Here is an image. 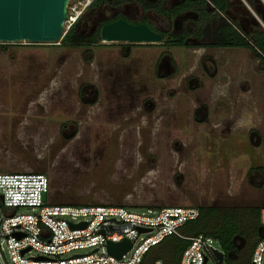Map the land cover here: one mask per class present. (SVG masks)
Masks as SVG:
<instances>
[{
  "label": "rangeland",
  "instance_id": "obj_1",
  "mask_svg": "<svg viewBox=\"0 0 264 264\" xmlns=\"http://www.w3.org/2000/svg\"><path fill=\"white\" fill-rule=\"evenodd\" d=\"M79 1L80 35L119 14ZM187 42L135 46L128 60L119 43L0 44V173H45L55 205L238 211L237 252L224 264H248L264 207V70L247 49ZM165 57L173 76L154 72ZM165 242L148 261L164 252L170 263Z\"/></svg>",
  "mask_w": 264,
  "mask_h": 264
},
{
  "label": "built area",
  "instance_id": "obj_2",
  "mask_svg": "<svg viewBox=\"0 0 264 264\" xmlns=\"http://www.w3.org/2000/svg\"><path fill=\"white\" fill-rule=\"evenodd\" d=\"M69 8L66 23H73ZM45 173H0V264H163L148 261L151 250L167 238L188 241L179 264H218L221 252L208 236L187 237L182 228L199 217L198 207L146 208L55 205ZM2 209L28 213L2 215ZM258 240L248 264H264V207L259 210ZM129 241L116 259L108 243ZM218 245V244H217ZM224 254L223 261L224 264Z\"/></svg>",
  "mask_w": 264,
  "mask_h": 264
},
{
  "label": "trees",
  "instance_id": "obj_3",
  "mask_svg": "<svg viewBox=\"0 0 264 264\" xmlns=\"http://www.w3.org/2000/svg\"><path fill=\"white\" fill-rule=\"evenodd\" d=\"M102 2V0H95L93 5H98ZM227 0H215L214 6L218 11L214 13L215 16H211V22L220 20V23L217 25V33L213 39L211 47L216 48H241L247 49L255 55L257 59L260 61V69L264 70V30L256 27L252 28L248 34L244 35V37L240 36L235 28L230 25V18L226 16L223 21V17L221 18L220 14H226L227 12ZM192 5H186L173 9L169 11L168 18L169 20L175 17L177 14L183 11L192 10ZM199 19L195 23L196 27L192 31H188L183 29L177 35H163L164 43L168 47H182L187 48L188 44H186V40L190 37L201 40L208 34V23L207 18L209 17L207 13L203 10H199L198 13ZM217 17V18H216ZM228 21V22H227ZM210 23V22H209ZM238 26V25H237ZM99 36V29H97L91 43H96V37ZM62 45L65 46H74V47H82L86 42L83 36L78 33L77 24L72 25L68 31L63 36L60 41ZM259 168H253L249 171L257 172ZM125 207V206H120ZM127 208V207H125ZM135 208V207H134ZM132 208V209H134ZM128 209H131L128 207ZM146 209V208H144ZM152 209V208H151ZM160 209V208H153ZM199 209V217L197 220L186 224L182 231L184 232V236L191 237L196 235H205L211 237L220 247L221 251L224 254L226 259L232 258V256L236 255L238 240L236 239L240 236L239 231V212L238 211H224L218 210L217 208H200ZM258 218H259V210L254 215V223L256 222V228H258ZM258 238L256 239L257 242ZM165 249L167 250V245L171 246L169 251L171 253V261L169 264H179L180 256L183 250L187 247L188 241L177 239V238H167L165 239ZM163 241V242H164ZM162 242V243H163ZM255 242V244H256ZM254 244V246H255ZM254 248V247H253ZM164 252H159V259L163 263ZM164 264V263H163Z\"/></svg>",
  "mask_w": 264,
  "mask_h": 264
},
{
  "label": "water",
  "instance_id": "obj_4",
  "mask_svg": "<svg viewBox=\"0 0 264 264\" xmlns=\"http://www.w3.org/2000/svg\"><path fill=\"white\" fill-rule=\"evenodd\" d=\"M71 1L79 0H0V44H59L64 33ZM101 42L160 44L162 35L144 24L130 25L119 19L100 29ZM131 248L129 241L108 243L109 255L120 259ZM218 264L223 253L216 252Z\"/></svg>",
  "mask_w": 264,
  "mask_h": 264
},
{
  "label": "flooded vegetation",
  "instance_id": "obj_5",
  "mask_svg": "<svg viewBox=\"0 0 264 264\" xmlns=\"http://www.w3.org/2000/svg\"><path fill=\"white\" fill-rule=\"evenodd\" d=\"M82 1H86V0H82ZM88 1L84 5L83 11H85L86 9H90V10L97 9V8L102 7L103 5H107V7H109V9L116 11L119 14H116V15L112 16L111 18H106L105 20L100 22L99 25L96 28H94L92 31H90L88 34L81 35L84 37L85 42H86L82 47H98V46H105V44L112 43V42H105V41L101 42V40H100V29L103 25L108 24V23H112V22L117 21L119 19L125 21L127 24H130V25H140V24L146 25L151 30L161 34L162 35V41H163V35H169V29H173V24H175V29L180 28V31L177 34H179L183 29H186L188 31H192L194 29L195 21H193L191 18H187V20L184 21V23H185L184 26L181 23V22H183V18H179L178 22L174 21L177 18V15H179L183 12L190 11V10L180 12L179 14H177L175 17L171 18L170 20L168 18L169 11H171L173 9H177L186 3H187L186 5H189L190 3L192 4V2H185V0L184 1L183 0H179V1L178 0H102V2L98 5H93L95 0H91L89 2ZM166 1L170 2L172 4V6L171 7L167 6ZM199 3H201V2H199ZM77 4H80V1H78ZM68 12H69V10H68ZM136 12L141 13V16L139 18L135 17ZM82 13L83 12L72 14L73 17H72V19H70V21L71 20L74 21L72 23V25L77 23V20L79 19L80 15H82ZM68 16L69 15L67 13V20L69 21ZM150 19H152V20H150ZM233 19H235L238 26L242 29L243 28L242 25L244 23V20H242L238 16H235ZM153 23H155V24H153ZM156 25L158 26V28ZM191 26H193V27H191ZM163 28H164V30H163ZM97 29H99V36L96 37L97 42L91 43V40L93 39ZM243 31L246 32L245 30H243ZM189 39L194 40L192 37L188 38L187 40H189ZM186 44H188V42ZM117 45H118L117 49L119 51L118 55L120 57H122L123 59L128 60L132 56L133 47L143 46V45H152V44L119 43ZM208 60H210V59L208 58ZM158 61H160L161 63L159 62L157 68L154 69V72L157 76H159L160 72H164L165 73L164 76H167V75L173 76L174 74H176V70H173V69L171 70L169 68V66H172L171 60H170V64H168V65L165 64L166 61L162 62V59H160ZM210 62H212V60ZM162 70H164V71H162ZM204 70L206 72L208 71V69L206 67H204ZM169 91L170 92H168V96L170 97L173 90H169ZM254 173H257V172H254ZM255 234H256V239H257L258 238L257 228L255 230Z\"/></svg>",
  "mask_w": 264,
  "mask_h": 264
},
{
  "label": "crops",
  "instance_id": "obj_6",
  "mask_svg": "<svg viewBox=\"0 0 264 264\" xmlns=\"http://www.w3.org/2000/svg\"><path fill=\"white\" fill-rule=\"evenodd\" d=\"M179 1V0H178ZM184 1V0H183ZM195 1V2H194ZM201 3H199V2ZM215 0H185V2H192L193 9L187 12H183L179 15H177V18L174 20L175 22H178L179 18H183V22H181L184 26V21L187 20V18H191L195 23L198 21L199 16V10H203L205 13L208 14L207 23H208V34L206 37H204L201 40L193 38L200 48H205L208 46V48L212 51H216L217 49H241V48H216L211 47L209 45H212L213 39L216 36L217 33V25L220 23V20L211 22V16H215L214 13L218 14V11L215 9L214 6ZM187 4V3H186ZM227 12L226 14H220L223 21L225 20L226 16L230 19V25L235 28L237 33L244 37L249 31L252 30V28L259 27L264 30V0H227ZM166 5L171 7L172 4L168 1H166ZM235 16H238L242 20H244L243 23V30L239 26H237V22L235 19H233ZM217 18V17H216ZM210 22V23H209ZM226 22V20L224 21ZM228 22V21H227ZM196 27V24H194V28ZM154 45V44H152ZM158 45V44H156ZM173 48V47H171ZM133 54V53H132ZM172 57H165L162 58V62H165V64H170V60Z\"/></svg>",
  "mask_w": 264,
  "mask_h": 264
},
{
  "label": "bare ground",
  "instance_id": "obj_7",
  "mask_svg": "<svg viewBox=\"0 0 264 264\" xmlns=\"http://www.w3.org/2000/svg\"><path fill=\"white\" fill-rule=\"evenodd\" d=\"M70 8V7H69ZM69 10V9H68ZM72 21V20H71ZM67 24V23H66Z\"/></svg>",
  "mask_w": 264,
  "mask_h": 264
}]
</instances>
